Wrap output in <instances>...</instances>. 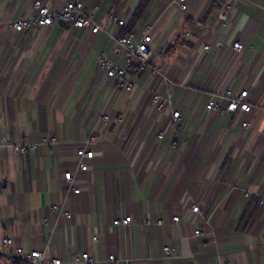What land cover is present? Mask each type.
Returning <instances> with one entry per match:
<instances>
[{
	"label": "crops",
	"instance_id": "obj_1",
	"mask_svg": "<svg viewBox=\"0 0 264 264\" xmlns=\"http://www.w3.org/2000/svg\"><path fill=\"white\" fill-rule=\"evenodd\" d=\"M33 1L0 0V139L57 144L24 155L0 148V237L62 264L85 252L97 264H109L108 256L135 264H264V0H242L225 21L218 9L226 0H186L187 12L173 0H145L132 32L140 39L150 31V62L171 86L141 72L128 75L130 93L114 94L115 81L97 64L100 54L120 64L106 34L58 24L9 30L34 15ZM37 1L58 13L75 0ZM79 1L110 33L107 17L130 20L141 0ZM234 42L243 48L237 57ZM224 88L247 91L250 112L207 113L211 94ZM167 91L171 111L180 113L173 126L169 112L156 114L150 104L151 93ZM103 111L108 122L99 119ZM91 134L99 142L90 170L77 172L72 147ZM68 172L78 195L66 190ZM126 217L130 226L113 227Z\"/></svg>",
	"mask_w": 264,
	"mask_h": 264
},
{
	"label": "built area",
	"instance_id": "obj_2",
	"mask_svg": "<svg viewBox=\"0 0 264 264\" xmlns=\"http://www.w3.org/2000/svg\"><path fill=\"white\" fill-rule=\"evenodd\" d=\"M173 4H176L181 12H187L188 7L186 0H173ZM242 3V0H226L225 4L218 9V14L222 20H227L230 10L237 4ZM34 15L31 18L20 19L9 25V30L12 33H20L27 30L42 31L58 24L62 21L66 27L72 29H89L92 34L104 33L112 39L116 46V51L120 57V64H114L108 60L104 54H100L97 58V64L99 69L104 73L106 79L114 80L115 87L112 94L120 90L125 93H130L132 91L133 85L128 80V75L131 71L133 64L136 62L140 66V71L146 69L150 70L156 79L161 80L166 85L171 86V83L165 75V71L162 67H157L156 65L150 64V58L152 55V50L150 45L153 42L152 36L146 31L145 35L137 39L133 32L127 33L123 36L120 35V31L126 27L129 18L123 16L118 18L113 15L107 17V23L112 27V32H108L103 29L94 19V15H89L84 12L83 4L79 0L68 2L64 9L58 13H52L50 10L43 6L39 1L35 0L32 3ZM208 50V47L204 48ZM242 45L240 42H234L232 44V50L235 57L241 54ZM247 91H241L239 94H233L232 90L224 88L221 92L215 91L211 94L208 103L205 106L207 113H248L251 110L250 105L246 102ZM171 100L172 95L170 91H167L164 95L157 93L150 94V104L154 113L163 115L169 112L170 120L169 126H173L179 119L180 113L171 111ZM225 102V107H221L219 101ZM102 122H108L109 117L105 111H103L99 117ZM167 126V127H169ZM242 127H247V124H242ZM165 137V131H162L156 135L158 141H162ZM99 142V138L94 134H91L83 142L73 146V150L77 159L76 171L77 172H88L90 167L87 161H91L94 157V153L91 150ZM56 141L43 139L38 143H30L23 138L22 142L19 144H9L0 139V148L6 147L10 149L16 155H24L28 153H33L37 147L44 145H56ZM171 146H176L175 142H171ZM65 183L67 184V192L78 195L81 193L79 188L74 186V174L65 173L63 176ZM258 206L261 210H264V196L259 197ZM53 211L60 213L58 207H53ZM191 213L198 214L199 208L197 206H192L190 209ZM63 216L69 218V214L64 213ZM179 217L172 218L174 224L178 223ZM132 223L130 217H126L121 220H114L113 227H128ZM157 224L160 226L162 222L159 221ZM196 237L200 236L201 233L196 231L194 233ZM92 242L96 243L97 238L93 237ZM166 254H174V250L168 247L164 248ZM5 255L9 259H15L25 264H62L58 259H49L44 253L36 250H25L22 248H13L12 240L9 237H0V257ZM74 264H97L93 258H91L89 253H81L74 256ZM107 263L109 264H135L134 261L120 262L114 258V256H108Z\"/></svg>",
	"mask_w": 264,
	"mask_h": 264
},
{
	"label": "trees",
	"instance_id": "obj_3",
	"mask_svg": "<svg viewBox=\"0 0 264 264\" xmlns=\"http://www.w3.org/2000/svg\"><path fill=\"white\" fill-rule=\"evenodd\" d=\"M145 2H146L145 0H141V1L139 2V4H138L137 8L135 9V11H134V13H133L131 19L128 21V24L126 25L125 28H123V29L120 31V35H121V36H123V35H125V34L130 33V32L133 31L134 23H135L136 20L140 17V15H141V13H142L144 7H145ZM67 28H68V27H67ZM150 61H151V60H150ZM150 64H152V63L150 62ZM141 72H142V73H147V72H149V73L152 74V72H151L150 70H148V69H146V70H144V71H140V66H139V64L135 62V63L133 64L132 68H131V71H130L129 75H136V74L138 75V74H140ZM10 260H11L10 264H25V263H23V262H20V261H18V260H15V259H10Z\"/></svg>",
	"mask_w": 264,
	"mask_h": 264
},
{
	"label": "water",
	"instance_id": "obj_4",
	"mask_svg": "<svg viewBox=\"0 0 264 264\" xmlns=\"http://www.w3.org/2000/svg\"><path fill=\"white\" fill-rule=\"evenodd\" d=\"M58 25L61 26V27H65V24L62 21H59Z\"/></svg>",
	"mask_w": 264,
	"mask_h": 264
}]
</instances>
